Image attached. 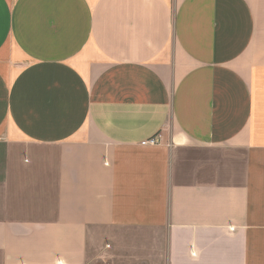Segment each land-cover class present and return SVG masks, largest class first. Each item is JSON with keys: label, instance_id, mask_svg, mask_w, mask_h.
I'll list each match as a JSON object with an SVG mask.
<instances>
[{"label": "crops", "instance_id": "1", "mask_svg": "<svg viewBox=\"0 0 264 264\" xmlns=\"http://www.w3.org/2000/svg\"><path fill=\"white\" fill-rule=\"evenodd\" d=\"M0 264H264V0H0Z\"/></svg>", "mask_w": 264, "mask_h": 264}, {"label": "built area", "instance_id": "2", "mask_svg": "<svg viewBox=\"0 0 264 264\" xmlns=\"http://www.w3.org/2000/svg\"><path fill=\"white\" fill-rule=\"evenodd\" d=\"M159 144V138L158 137H152L149 138L143 142H141V145L143 146H155Z\"/></svg>", "mask_w": 264, "mask_h": 264}]
</instances>
